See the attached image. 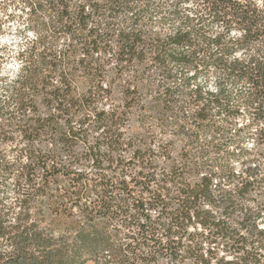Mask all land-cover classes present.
<instances>
[{
  "label": "trees",
  "instance_id": "16d2710c",
  "mask_svg": "<svg viewBox=\"0 0 264 264\" xmlns=\"http://www.w3.org/2000/svg\"><path fill=\"white\" fill-rule=\"evenodd\" d=\"M12 21L0 264H264V201L243 202L264 180V0H0Z\"/></svg>",
  "mask_w": 264,
  "mask_h": 264
},
{
  "label": "rangeland",
  "instance_id": "374dc122",
  "mask_svg": "<svg viewBox=\"0 0 264 264\" xmlns=\"http://www.w3.org/2000/svg\"><path fill=\"white\" fill-rule=\"evenodd\" d=\"M7 24L9 23H3V26H1L0 45L6 44L11 40L14 41L13 45H18V41L20 38V34L17 32L18 24L16 23V21H12L10 26H7ZM15 67H16L15 64H10V69H8V71L13 72L15 70ZM208 87L213 88L214 83L209 82ZM131 126L133 131H136V119L131 121ZM201 141L205 143L211 141V135L210 134L201 135ZM130 154H131L130 152L126 153L127 156H129ZM247 157L253 159L251 160V162H249L250 165L254 166L255 164H259L260 167L259 177L264 176V155L260 154V152H257L256 150L253 149L249 151V153H247ZM244 168H245V163H242V160L236 162L235 169L237 172L243 171ZM258 180L260 183L259 184L256 183V185L252 188L251 192L249 193V196L243 200V202L247 205L254 206L257 205L259 202L264 201V180L263 179H258ZM259 225L261 228H264V216L259 219ZM103 257L105 260H107V262L111 263L110 261L112 259L109 251H106ZM85 264H94V261L89 260Z\"/></svg>",
  "mask_w": 264,
  "mask_h": 264
}]
</instances>
